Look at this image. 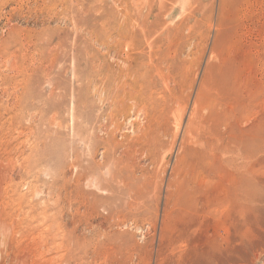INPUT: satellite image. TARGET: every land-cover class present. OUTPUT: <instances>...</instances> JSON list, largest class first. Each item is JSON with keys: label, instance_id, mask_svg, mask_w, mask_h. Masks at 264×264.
Returning a JSON list of instances; mask_svg holds the SVG:
<instances>
[{"label": "rangeland", "instance_id": "1", "mask_svg": "<svg viewBox=\"0 0 264 264\" xmlns=\"http://www.w3.org/2000/svg\"><path fill=\"white\" fill-rule=\"evenodd\" d=\"M0 264H264V0H0Z\"/></svg>", "mask_w": 264, "mask_h": 264}, {"label": "bare ground", "instance_id": "2", "mask_svg": "<svg viewBox=\"0 0 264 264\" xmlns=\"http://www.w3.org/2000/svg\"><path fill=\"white\" fill-rule=\"evenodd\" d=\"M128 32V31H127ZM131 36H133V35H131ZM145 40V39H144ZM126 41V40H125ZM127 42V41H126ZM127 44V43H126ZM128 45H130V43L128 44ZM248 168V167H247ZM249 169V168H248ZM259 222V221H258Z\"/></svg>", "mask_w": 264, "mask_h": 264}]
</instances>
